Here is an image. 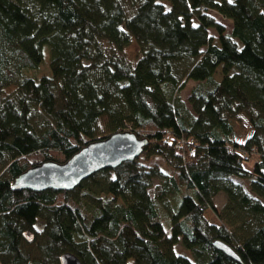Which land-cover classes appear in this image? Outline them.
I'll return each mask as SVG.
<instances>
[{
    "label": "trees",
    "instance_id": "trees-1",
    "mask_svg": "<svg viewBox=\"0 0 264 264\" xmlns=\"http://www.w3.org/2000/svg\"><path fill=\"white\" fill-rule=\"evenodd\" d=\"M123 130L149 141L136 158L69 190L12 188ZM65 251L83 264H264V0H0V264Z\"/></svg>",
    "mask_w": 264,
    "mask_h": 264
},
{
    "label": "water",
    "instance_id": "water-1",
    "mask_svg": "<svg viewBox=\"0 0 264 264\" xmlns=\"http://www.w3.org/2000/svg\"><path fill=\"white\" fill-rule=\"evenodd\" d=\"M148 142L147 138H139L129 130L116 131L105 138L88 142L64 162L45 160L28 168L14 179L12 188H28L35 191L48 188L73 189L94 172L116 167L124 160L136 158L143 152ZM23 235L28 241L34 238V232L31 229L25 230ZM215 245L239 259L229 245L221 241H216ZM59 262L60 264H83L71 251L60 254Z\"/></svg>",
    "mask_w": 264,
    "mask_h": 264
},
{
    "label": "rangeland",
    "instance_id": "rangeland-1",
    "mask_svg": "<svg viewBox=\"0 0 264 264\" xmlns=\"http://www.w3.org/2000/svg\"><path fill=\"white\" fill-rule=\"evenodd\" d=\"M165 5L167 6V7H169V3L167 2V1H165ZM218 16V18H220L221 20H223L226 24H230V21L228 20V19H224V18H222V17H220L219 15H217ZM215 42H218V39H217V37H215ZM137 51H138V46H137V44L135 43V42H132L131 44H129L128 46H126L125 48H124V56H126V58L127 59H133L134 57H135V55H136V53H137ZM44 68V67H43ZM215 76H216V78H218V79H221L222 78V65H220L218 68H217V71H216V73H215ZM192 85V80L191 81H188L187 82V85L185 86V88L184 89H182L181 90V95L183 96V97H186V95L188 94V91H189V88H190V86ZM240 131L242 130L241 128H240V126H236ZM159 161V160H158ZM160 162V161H159ZM159 178L158 177H155V178H153V183H152V186L150 187V192H151V194L152 195H154V187H155V185L156 184H158L159 183ZM245 186H246V188L251 192V190L249 189V187H248V185L247 184H245ZM252 193V192H251ZM110 197L112 196V195H109ZM225 199H226V194L224 193V192H221L220 193V195L216 198V203H217V205L218 206H221L223 203H224V201H225ZM163 222H164V224H165V226L166 227H168L169 226V222H170V219H169V217H168V215H165V214H163ZM32 247H33V245H32ZM175 247H176V251L177 252H179V253H184V254H187V255H189V256H191V252L183 245V243L181 242V241H179L176 245H175ZM28 248V247H27Z\"/></svg>",
    "mask_w": 264,
    "mask_h": 264
}]
</instances>
